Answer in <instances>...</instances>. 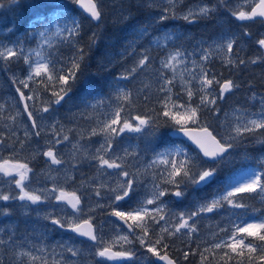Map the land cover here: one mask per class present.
<instances>
[{"label":"rangeland","instance_id":"obj_1","mask_svg":"<svg viewBox=\"0 0 264 264\" xmlns=\"http://www.w3.org/2000/svg\"><path fill=\"white\" fill-rule=\"evenodd\" d=\"M134 1L139 8L137 11L142 14L140 17L136 15L137 13L134 16L125 13V7L116 3L115 0H100V6L103 7L104 12L117 23L128 22L126 27L131 26L133 25L132 17L140 18L137 20L142 23L130 27V31H127L129 38L126 40L125 50L118 49L115 52L114 45L111 43L108 47H104L101 53L100 64L102 65L110 67L125 63L122 65V69L118 66L120 67L119 77L131 73V69L137 65L142 54L149 55L150 60L145 67L137 68L136 72L128 75V79L120 78L122 82L129 80L133 85L114 83L107 95H92L82 91L81 96L77 99L65 98L56 104L53 102L54 98L50 100L44 95L45 89L42 85L29 81V87L25 88L23 84L19 83L20 80L25 79L28 73V65L24 63L22 57L19 60L13 58L10 62H5L0 58V163L3 160H9L11 163H25L31 169V166L38 162V168L28 173V180L25 181V184L27 185L26 190L36 191V194L42 197L37 204L18 199L0 200L1 264H45V262L47 264H109L96 255L98 248L104 247L103 243L98 244L95 249L83 248L79 242H75L68 236L63 228L53 225L51 220L65 219L68 216H78L81 221L90 218L96 227L98 238L104 242H111L118 235H128L109 217L112 208L115 207L112 203L114 194L111 189L116 188L118 182H124L126 179L136 181V195L131 201L121 203L122 210L125 211L137 207V201L150 198L154 184L163 185L160 177L166 174L165 168L169 166L154 163L159 159L158 154L167 151L174 152L177 146L167 145L163 140H160L159 133L148 130L146 126L141 132L125 130L123 133L107 135L101 132V129L114 117L118 107L122 106L121 115H123L124 108L131 103L132 97L143 93L144 90H147L148 94L156 95L159 105L162 107L165 97L169 94L177 103L187 102L188 97L182 89V83L193 90H199V73L196 69L205 62L213 61L214 64L225 69L223 79L216 78L220 83L232 80L239 86L226 93L224 99H220L223 110L217 119L208 126L218 139L234 144L233 150L220 164L227 168V183L232 179L242 182L251 172H264V143H261L264 141V129H257L255 133H243L237 139L229 140L230 136L236 135L233 129L237 125L242 127L248 119H257L259 118L258 114L264 112V48H261L257 43L258 40L264 39V28L249 31L250 35H244L245 32H242L240 26L246 21H238L232 15V10L237 7V0H224L222 4L219 3V0H182L176 9V15L173 16L169 12L168 18L163 21L159 17L165 15L164 9L168 7L166 0ZM68 3L74 2L73 0H23L22 2L16 0L14 3H8L6 7L0 9V44L13 47L18 41H22L25 55L35 59V52L30 51V49H35L46 56L47 53H50L51 48L61 41V37L54 34L56 26L65 25V22L63 24L54 22L53 6L54 4L66 5ZM203 4L214 6L213 12L225 6V11L221 13L222 21L220 25H217L218 32L213 36L204 37L203 41H200L194 49H183L175 38L178 33L176 31L177 23L171 20L186 21L182 18L183 14L190 8H195L197 5L203 6ZM23 8H29L32 11L30 13L36 15L51 12L52 24L43 26L47 29L48 36L51 37L50 41L45 42L39 37L37 31L22 34L16 30L19 20L11 18L10 12L11 9H15V12L19 14ZM250 8L251 6H248L244 10L249 11ZM41 21H44V17L41 18ZM143 28H147V33L141 35L140 29ZM252 32L258 33L257 37L251 36ZM165 34L171 35L172 39L167 41L161 39V46L157 47L153 41L157 37L163 38ZM233 38L235 39L233 51L228 53L226 44ZM49 43L51 47H49ZM219 46H223V48ZM137 47L144 51L138 50ZM177 49L184 55L177 58L174 67H162L161 61L167 59L169 54L174 53ZM204 49H211L207 60L201 59L204 56ZM229 57L235 61L234 65L226 63ZM241 59L245 61L244 64L239 63ZM253 59L257 61L255 64L251 63ZM248 73L251 75H247ZM243 78H247L249 84H244ZM166 79L173 80V83L168 86L171 93L160 90ZM188 81L191 83H187ZM17 88L23 91L26 96L33 95L34 92L38 93L37 98L27 100L29 110L33 113L37 125L34 130L23 115L15 94ZM121 89L125 93L131 94L130 102L118 98ZM210 91L213 95H218L219 86L214 85ZM194 98L199 99V93L194 95ZM58 106L63 107V117H66L68 124H62L60 121ZM45 107L49 109L47 112L43 111ZM121 117L123 118V116ZM78 118H84L88 124H81L79 131L75 135H71L70 132L76 129L74 122ZM130 122L136 124L134 121ZM190 125L201 127L199 126L201 122L188 126ZM120 126L118 124L113 127L119 128ZM94 129L96 135H92ZM37 132L40 133L38 136ZM65 136L68 137L67 140L64 139ZM109 140L112 142V148L107 152L98 153L97 149L102 144L106 146ZM179 145L187 154V160L194 172L204 168L194 152H188L181 144ZM49 150L54 152L56 158L61 161L60 164H53L50 158L43 155L45 151ZM98 155H103L109 160L121 157L116 162L122 167L119 169L101 167L99 161L95 159ZM182 158L185 159V156ZM83 168L89 171L82 173ZM124 171L129 173L128 177L122 175ZM14 179H18V177H4L0 173V194L13 197L19 195V189L13 182ZM181 186L188 192L193 188L190 183ZM201 186L199 185V187ZM61 189L67 193L75 192L81 197V212L74 213L65 201L56 199ZM177 190L180 188H176L171 194L160 197V201H163L161 205L163 211L160 215H163L165 219L159 220L157 217L158 223H151V225L153 233L156 231L158 234L155 237L157 239L161 235V228H168L175 232V225L180 222L181 214L185 219H188L191 213L198 212V215L189 219L188 223L195 227L201 225L202 228H199V231L196 228V232L189 234L187 229H181L179 233L174 234L178 237V242L183 243V246L176 245L171 237L166 233L163 234L166 238L164 244L168 245V249L171 248L170 250L178 252L182 260L185 259L184 250L192 248L196 243L200 242L202 247L211 248L214 243L220 242L221 239L226 240L231 235L234 224H239L241 220L252 222L264 216V214L251 213L245 215L244 208H232L226 203L212 212L198 211L201 204L210 202L223 190L213 193L214 196L207 200H202L194 207L195 211L191 213L179 210L173 205L168 208L167 201L172 202L174 199H179L172 194ZM97 192L100 194L96 195ZM256 194L258 193L249 195L255 196ZM242 195L244 194L239 196ZM3 205L5 206L3 207ZM155 207L156 205H147L149 210ZM216 213L219 217L217 221L219 224H212L209 218L215 216ZM249 216H255L256 219H250ZM45 217L48 218L45 219ZM193 218L197 219L192 222ZM224 228L228 229L227 233L221 232V229ZM138 235H140L139 229L133 236L128 235L132 244L123 245L125 249L131 248L135 253L140 254L126 264H154L152 261L154 256L140 245L136 239ZM251 240L254 239L250 237L246 242H253ZM113 248L121 250L119 244L114 245ZM68 249L76 250L78 254L73 256ZM161 249L165 248L161 245L160 252ZM226 250L230 253V249ZM23 253L31 255H23ZM33 256L39 259L32 260ZM92 256H95V259H89ZM245 257H247V253ZM244 264H248L247 259L244 260ZM253 264H258V262L254 261Z\"/></svg>","mask_w":264,"mask_h":264},{"label":"snow or ice","instance_id":"obj_2","mask_svg":"<svg viewBox=\"0 0 264 264\" xmlns=\"http://www.w3.org/2000/svg\"><path fill=\"white\" fill-rule=\"evenodd\" d=\"M74 3L78 4L84 12L88 13L92 21L99 22L102 17V10L100 6V0H73ZM168 7L164 9L165 15H161L159 19L161 21L168 18L167 14L172 13L173 16L176 15V9L182 0H166ZM219 3H224V0H219ZM251 6L250 11L244 10L246 7ZM215 10L214 6H209L208 4H203V6L197 5L195 8H190L186 13L183 14L182 18L186 21L193 22L195 18L198 17H207L211 12ZM232 15L238 21H250L254 20L257 17L264 18V0H237V7L235 10H232ZM39 19V17H37ZM81 25L76 19H72L71 24H65L64 26H56L55 35L61 37V40L65 43L71 44L75 49L70 58V67L65 69L63 65L57 68L56 59H49L48 56H45L41 51L30 49V51L35 52V59L24 54L23 42L18 41L13 47H9L4 44H0V58L5 62H10L15 58L19 60L21 57L24 60V63L28 65V73L24 80H20L19 83L23 84L25 88L29 87V81L42 85L45 90L51 85L53 88L52 96L55 97L53 101L56 104H59L64 100L69 93L72 91V85L75 83L78 73L82 69L83 61L85 59V50L83 47H78V41L75 39L80 35ZM147 33V28L140 29V34L144 35ZM244 35H250L245 32ZM39 37L44 39L45 42L51 40V37L47 34V29L39 32ZM165 41L171 40L172 36L165 34L163 38L157 37L153 43L157 47H160V40ZM91 44L96 43V33L92 34L90 38ZM235 39L228 40L226 48L228 53L233 51V44ZM261 48H264V39L257 41ZM91 44L89 47H91ZM49 47L51 44L49 43ZM223 48V46H219ZM204 56L201 57L203 60L209 58V53L211 49H204ZM54 55V54H49ZM184 55L179 49L174 53H170L167 59L161 61V65L164 68L174 67V62L178 57ZM150 60V56L142 54L137 65L131 69V73L136 72L137 68H143L147 65V62ZM257 61L253 59L251 63L255 64ZM226 63L229 65H234L230 57L226 60ZM240 64H244V60L239 61ZM129 73L128 75H130ZM128 75H122L121 79H128ZM183 81V78H181ZM71 81V83H70ZM173 83V80L166 79L164 86L160 89L161 91H167L171 93V89L168 87ZM187 83H191L188 81ZM200 88L199 90H193L191 87H187L182 83V89L185 91L188 100L185 103H177L172 99V95L169 94L165 97L163 102V112L161 113L164 117L168 118L175 125L179 126V131H182L185 136L192 140L203 153V156L208 158L214 164H221L225 161L226 157L229 154V150L234 147V144L231 142H226L217 137L209 131L207 126H201L199 131L188 127L189 124H199V113L209 106H215L217 99H224L225 94L231 92L234 88L239 87L232 80H225L223 83H220L215 76L209 77L208 73L201 69V75L199 77ZM59 85V91H56V86ZM214 85L219 86L218 95H213L210 91ZM17 92L20 93V100H32L38 97V93L34 92L33 95H25L23 91L17 88ZM199 93V103L193 104V97ZM130 93H125L122 89L118 93V98H122L125 101L130 102ZM171 104V107H169ZM49 109L47 107L43 108L44 112H47ZM24 111L28 114V119L32 120V127L36 128V122L33 118V113L29 111L27 104H25ZM123 111L122 106L118 107L114 113V117L104 124L101 132H104L106 135L110 133H123L125 130L129 132H141L143 128L150 124V119H145L141 116H135L131 119L138 121L137 124H133L129 119L122 118L121 112ZM219 109H216L218 112ZM216 113L214 112L213 115ZM259 118L257 119H248L245 124L241 127L237 125L233 131L235 136H230L229 140H235L238 137L242 136L243 133H255L257 129H264V112L258 114ZM239 119V118H238ZM120 124L119 128L113 127L114 125ZM40 133L37 132L38 136ZM96 130L94 129L92 135H96ZM27 135V133H26ZM65 140L68 139L67 136L64 137ZM59 143V141H57ZM264 143V141H261ZM112 148V142L107 141L106 146L101 145L97 152H107L108 149ZM45 157L51 159L53 164H60L61 161L56 158L53 151H45L43 153ZM183 155L185 159H179ZM159 159L154 161V163H160L169 167L165 168V175H162L160 179L165 185H174L177 189L180 188L182 184L190 183L194 186L199 185H208L216 180L218 168L209 165L206 168H201L198 171H193L192 167L187 160V154L183 152L182 149L176 147L174 152L167 151L165 153L158 154ZM99 161L101 167L106 166L107 168L119 169L122 167L121 164L117 163L116 160L121 159V157H116L115 159L109 160L106 159L103 155H98L95 157ZM32 171L27 164L25 163H11L9 160H4L0 163V173L4 177H18L14 179L15 187L19 189V195L13 197L11 195L0 194V200L8 201L11 199H18L20 201H30L32 204H37L41 201L42 197L39 194H36V191L26 190L27 185L25 181L28 180V173ZM124 177H128L129 173L124 171L122 173ZM136 181L133 179H126L124 182H118L117 187L111 189V192L114 194V200L112 203L115 207L112 208L110 215L117 217L124 225L127 226L130 233L135 234L136 229L140 230V235L136 237L140 245L146 249L148 253H151L152 256L157 257L161 261H165L166 264H176L175 261L170 259L166 254L160 253V246L162 245L165 249L168 247L167 244H164V235L171 237L175 233H179L181 229H187L188 233L196 232L195 225H189L188 220L193 216L198 215V212H193L189 215L188 219H185L183 214H181L180 222L175 225V232L170 231L168 228H161V235L154 241L149 242L150 237V228L151 223H158L157 217L159 220H164L165 217L160 215L163 211L161 205L163 201H160V197H164L167 194V188H161L160 184L153 185V191L151 192L150 198L142 201H137V207L132 208L131 210L125 211L122 210V203H127L131 201L136 195ZM53 191H56L53 189ZM251 194L258 193L264 194V172H251L249 173L244 180L236 181L235 179L229 180L228 183L224 184L223 191L215 196L210 202L201 204L199 206V212H212L215 209L221 208L224 203L228 204L232 208H247L248 205L242 203L238 196L240 194ZM100 193L97 192L96 195ZM176 197H181L184 195L182 190H177L172 193ZM58 201H65L73 210L74 213L81 212V197L76 195L75 192L67 193L63 189L60 190L59 195L56 196ZM159 201V204H158ZM147 205H156L152 210L147 208ZM48 217H45L47 219ZM51 223L57 225L61 228L67 227L70 231L76 233L78 236L86 237L88 240L94 241L98 244L103 243L104 247L97 251L96 255L101 258H106L108 260H117V259H127L132 260L135 258V251L131 248L125 249L124 244H132V241L129 239L128 235H118L111 242H104L102 239H99L96 235V230L94 228L91 219L80 220L78 216H68L65 219H52ZM221 232H228V229H221ZM253 238L264 242V216L258 218L252 222H246L241 220L239 224H234L231 229V235L227 237L226 240L221 239L220 242L214 243L211 248H206L204 251L221 250V249H230L224 251L221 256V260L227 261L232 260L235 257H238L237 264H244V257L247 253V262L248 264H253L254 261L258 264H264V245L255 244L253 242H246L248 238ZM2 243V241H0ZM119 244L121 250L112 251L114 245ZM73 256L77 255V251L73 249H68ZM192 252H184V258L187 259ZM23 255H31L30 253H23ZM202 264L203 261H206L208 257L204 256L201 253ZM215 258V257H213ZM32 260L39 259L38 257H31ZM47 264V262H45Z\"/></svg>","mask_w":264,"mask_h":264},{"label":"trees","instance_id":"obj_3","mask_svg":"<svg viewBox=\"0 0 264 264\" xmlns=\"http://www.w3.org/2000/svg\"><path fill=\"white\" fill-rule=\"evenodd\" d=\"M16 0H0V9L7 6L8 3H14ZM22 2L23 0H19ZM59 1V0H57ZM116 3L121 4L122 7H125V13L128 15L134 16L138 15L140 17L142 14H140L139 11H137L138 5L135 3L134 0H115ZM222 6V5H221ZM54 22L58 24H71L72 19H76L80 25V35L76 37L75 39L78 41V47H83L85 50V59L83 61L82 69L78 73V77L75 81V83L72 85V91L69 93V95L66 98H72L77 99V97L81 96V92H87L92 95H107L112 85L115 84H122L127 85L131 83L129 80H125L122 82V80L119 77V69L122 65L115 64L110 67H107L105 65L100 64L101 60V53L104 49V47H108L109 44L113 43L114 45V51L117 52L118 49L125 50L126 49V40L129 38L128 32L130 31V27L141 25V21L139 22L140 18H134L132 17V23L133 25L126 27V24L128 25V22L125 23H117L116 20L112 19L111 17H108L107 14L104 12L103 7H101L102 10V17L101 22L98 25L92 24L88 19H86L75 7L74 3H68L66 5L63 4H54ZM219 7V6H218ZM51 8V6H50ZM225 11V6H222L218 8L215 12L210 13L207 17H200L196 20H193V22L189 21H182L179 19L171 20L173 22L177 23V34L175 35V38L179 42V45L183 49H194L196 45L203 41L204 37H209V33L212 29L217 28V25L221 23L222 16L221 13ZM32 12L29 8H23L21 9V12L17 14L15 12V9H11L10 16L11 18L15 20H19L17 31L26 34L29 31H37L38 33L40 31H44L46 26L48 24H52V18H51V12L49 13H40L38 15ZM40 15L39 19L37 17ZM46 15V16H45ZM44 17V21H41V18ZM57 19V20H56ZM137 20V21H136ZM171 23V22H170ZM46 24V25H45ZM45 25V26H44ZM44 26V27H43ZM240 29L242 32H249V31H256L259 29H262V26L260 22L257 21H246L241 24ZM129 30V31H128ZM128 31V32H127ZM175 31V32H176ZM96 33V43L91 44L90 38L92 37V34ZM257 37V34L251 33V36ZM91 44V47L89 45ZM138 50L144 51V49L137 47ZM75 49L71 46L69 43H65L62 40L58 43H56L53 48H51L50 53L54 55H49L50 53H47L46 56L49 57V59H56L59 61L57 63V68L61 67L63 65L65 69L70 67V58L72 57L73 52ZM129 51V50H127ZM127 53V52H126ZM141 56V55H140ZM126 57H129V55H126ZM125 59V58H124ZM120 66V67H118ZM204 69L205 72L208 73L209 77L215 76L219 80L223 79V75L225 74V69L217 64H214L213 61L211 62H205L203 65L198 67L196 71L199 73V77L201 75V69ZM247 75H251V73H248ZM244 79V84H249L247 81V78ZM71 83V81H70ZM56 91H59V85L55 88ZM53 88L50 85L47 90H45L44 95H46L50 100L55 97L52 96ZM199 103L198 98L193 99V104ZM216 109H219L218 112H216ZM163 107L159 105L158 98L156 95L148 94L147 90H144L143 93L137 95L136 97H132V101L130 104L125 106L123 118L130 119V121H134L136 124L138 121L131 119L135 116H141L145 119H150V124L146 126L148 130L157 132L160 135V140H163L164 143H168L171 141L174 142L167 136V131L177 125L174 124L171 120L164 117L161 113L163 112ZM223 110V106H221L220 99H217L215 106H209L208 108L204 109L199 113V121L201 122V125L199 126H209L211 125L220 115V113ZM59 111V117L62 124H68L66 121V117H63V107L58 106ZM216 113L213 115V113ZM88 122L84 118H78L74 125L76 126V129L71 131V135H75L80 127L81 124ZM191 126V125H190ZM180 149H184L180 146ZM185 149L190 152H194L189 146L185 147ZM38 162H35L31 166V170L34 171V169L38 168L37 165ZM209 165L217 167L218 173L216 180L208 185H202L200 188L196 189V199H200V202L202 200H207L209 197L213 196V193H217L218 191L223 190L224 184L227 183V168L222 167L220 164H210L207 162H204L202 160V166L204 168L208 167ZM86 171H89L87 169H84L81 171L82 173H85ZM161 188H167V194H171V190L175 189L176 187L174 185H165L163 184ZM199 193L201 196H199ZM166 196V195H165ZM186 198V197H185ZM238 199L242 203H245L248 205L247 208H244V214L246 213H254L258 212L261 214H264V194H256L255 196L244 194L242 196H239ZM175 203H172L174 205H178L177 208L179 210L185 208L186 211H192L193 204L186 201V199H182L180 201H173ZM250 215V214H249ZM17 218V217H16ZM212 222V224H219L217 221L219 219L217 213L215 216H211L209 218ZM198 231L199 228H202V226H197ZM153 227L151 225L150 228V238L155 239V237L158 236V234L153 233ZM173 239H177L176 235L171 236ZM166 239V238H164ZM255 243L257 240H251ZM178 244V243H176ZM264 245V244H263ZM170 248V247H169ZM206 248L202 247L195 248H189L188 252H192L194 254H190L187 259H183L184 261H179L173 252L171 250H164L165 252L171 254V256L176 259V262L178 264H202V258L201 253L204 254V256L208 257L206 261H203V264H225V258L224 260H221V256L223 255L224 250H212L205 252ZM176 253V252H175ZM177 255V254H176ZM234 258L232 260L227 261V264H237L238 257H235L234 254H232ZM215 257V258H213ZM181 259V258H180ZM247 257H244V260H246ZM182 260V259H181ZM1 264V263H0Z\"/></svg>","mask_w":264,"mask_h":264},{"label":"water","instance_id":"obj_4","mask_svg":"<svg viewBox=\"0 0 264 264\" xmlns=\"http://www.w3.org/2000/svg\"><path fill=\"white\" fill-rule=\"evenodd\" d=\"M75 6H76V8H77L80 12H82V13H83V14H84L89 20H91V18H90V16L88 15V13L84 12V10H83L78 4L75 3ZM254 20H261V21L263 22V24H264V18L257 17V18H255ZM91 21H92V20H91ZM92 22H93L94 24H98L100 21H99V22L92 21ZM16 94H17V97H18L19 102H20V104H21V108H22V110H23V113H24V115L26 116L27 120L29 121L30 125L32 126L33 121L28 119V114L24 111L25 104H27V103H26V100H25V101H21V100H20V93L17 92V90H16ZM32 128H33V127H32ZM190 128L195 129L196 131H199V128H193V127H190ZM209 131H211V130L209 129ZM211 132H212V131H211ZM168 135H169L170 137H172V138H176V139L184 140V141H185L186 143H188L191 147H193V148H194V149L200 154V156H201L204 160L209 161V162H212V161H210L208 158H206V157L203 156V153L200 151V148H199V147H198V146H197L192 140H190L187 136H185L184 133H183L182 131H179V128H174V129L170 130V131L168 132ZM230 150H231V149H230ZM230 150H229V151H230ZM111 217H112V219H114L116 222H118V223H119V224H120L125 230H127V232H128L130 235H132V233L129 232L127 226L124 225L122 221H120V220H119L117 217H115V216H111ZM65 232H67V233H69V234H73V235H75L78 239L85 240V241L90 242V243H92V244L96 243V242H94V241L88 240L86 237L78 236L76 233L70 231L67 227L65 228ZM112 251H113V250H112ZM166 255H167V254H166ZM167 256H168L170 259H172L169 255H167ZM103 259H106V258H103ZM106 260H108V259H106ZM122 260H127V259H117V260H108V261H110V262H118V261H122ZM172 260L174 261V259H172ZM154 261H155L157 264H166L165 261H161V260H159L157 257L154 258ZM176 264H177V263H176Z\"/></svg>","mask_w":264,"mask_h":264},{"label":"bare ground","instance_id":"obj_5","mask_svg":"<svg viewBox=\"0 0 264 264\" xmlns=\"http://www.w3.org/2000/svg\"><path fill=\"white\" fill-rule=\"evenodd\" d=\"M217 32H218V29H217V28L212 29V30L210 31V33H209V36H213V35H215Z\"/></svg>","mask_w":264,"mask_h":264},{"label":"flooded vegetation","instance_id":"obj_6","mask_svg":"<svg viewBox=\"0 0 264 264\" xmlns=\"http://www.w3.org/2000/svg\"><path fill=\"white\" fill-rule=\"evenodd\" d=\"M4 161V160H3ZM5 205H3V207H4ZM136 233H137V231H136ZM200 244V242H198V243H196V245H199ZM117 250H119V249H117Z\"/></svg>","mask_w":264,"mask_h":264}]
</instances>
